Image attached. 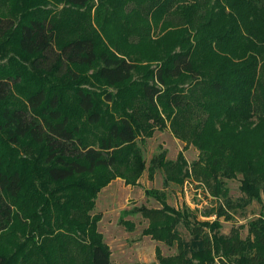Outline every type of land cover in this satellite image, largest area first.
I'll list each match as a JSON object with an SVG mask.
<instances>
[{
    "label": "trees",
    "instance_id": "16d2710c",
    "mask_svg": "<svg viewBox=\"0 0 264 264\" xmlns=\"http://www.w3.org/2000/svg\"><path fill=\"white\" fill-rule=\"evenodd\" d=\"M168 125L213 194L240 176L239 206L264 196V0H0V264H112L97 196L145 169L181 184L182 158L147 167L138 144ZM145 193L161 207L118 223L140 214L143 236L176 248L155 264H264V218L219 234Z\"/></svg>",
    "mask_w": 264,
    "mask_h": 264
},
{
    "label": "rangeland",
    "instance_id": "374dc122",
    "mask_svg": "<svg viewBox=\"0 0 264 264\" xmlns=\"http://www.w3.org/2000/svg\"><path fill=\"white\" fill-rule=\"evenodd\" d=\"M48 7L53 8V6ZM62 7L63 4L56 5L57 9ZM3 8L5 9L4 6ZM138 144L142 149L147 167L154 155H163L164 160L171 162H178L182 158L180 163L183 169V182L181 184L173 182L164 184L165 175L162 169L157 170L152 178L149 176L148 170L145 169L134 186L125 185L121 178H117L100 191L92 214L101 213L102 217L104 215L97 227L110 249L112 264H155L157 263L156 248L161 250L163 256L176 254L175 247H168L149 236L142 235V230L148 226V221L140 214L124 215L125 220L135 225L133 231H127L124 226L118 223L124 210L140 206L161 207L154 198L146 195V190L163 191L167 204L174 209L187 208L190 211L188 218L190 225L194 222L218 220L220 223L219 234H228L232 227H239L241 237L246 238L248 223L259 217L264 218V196L262 193L259 200H252L247 205L239 206L242 199L245 198L240 190V176L225 181L224 191L226 192L224 194L221 192L218 195L213 194L211 189L199 178L192 176L190 166L198 159L199 152L192 144H187L176 138L169 125L163 130L156 129L151 137L146 138L144 142L138 141ZM226 199L238 205L230 211L232 217L230 221L217 218L215 215L217 208ZM177 229L182 239L190 244L192 235L188 226L179 224Z\"/></svg>",
    "mask_w": 264,
    "mask_h": 264
},
{
    "label": "crops",
    "instance_id": "0c3cea01",
    "mask_svg": "<svg viewBox=\"0 0 264 264\" xmlns=\"http://www.w3.org/2000/svg\"><path fill=\"white\" fill-rule=\"evenodd\" d=\"M111 183H112V182H111ZM111 183H110V184H111ZM110 184H109V185H110ZM103 217H104V215H103ZM103 217L101 218V220H100V221H102Z\"/></svg>",
    "mask_w": 264,
    "mask_h": 264
}]
</instances>
